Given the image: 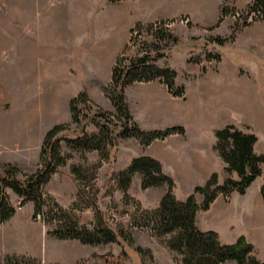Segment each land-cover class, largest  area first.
<instances>
[{"label": "rangeland", "instance_id": "rangeland-1", "mask_svg": "<svg viewBox=\"0 0 264 264\" xmlns=\"http://www.w3.org/2000/svg\"><path fill=\"white\" fill-rule=\"evenodd\" d=\"M137 1L18 0V60L15 68L14 65L11 67L8 40L9 4L13 0H0V170L6 164H11L26 174L36 171L42 140L47 131L57 124L70 125L69 131L62 134L66 137L74 136L75 126L71 124L69 110L71 94L62 93L58 87V35L62 41L71 37L72 41L82 44L95 38L107 39L112 30L123 36L127 32L129 40L135 38L137 42L131 45L128 40L124 45L128 50L124 51L123 47L116 59L124 54L128 59L141 56L142 47L145 45L144 50L150 55H154L156 51L164 54L165 57L156 62L157 66L173 69L179 75V82L187 80L189 76L185 71H189L192 65L204 64L213 71L217 69L222 56L219 51L210 47V38L214 37L212 31L218 21L212 28H203L194 25L189 17L181 16L167 20L168 22L160 26L164 39L160 38L159 41H156L151 32L141 31L139 35H131L126 29L128 25L124 11L127 6L134 5ZM232 2L233 0H224L220 11L222 8L247 11V8L235 9L231 6ZM25 6L29 7L27 13ZM187 7L190 10L188 14L194 17V12L191 11L194 6ZM225 18L228 17L224 16L223 19ZM231 20V34L254 23H264L263 20L242 25ZM110 21H113L114 25L109 24ZM47 24L57 30L53 37L41 42L33 29ZM193 35L195 37H192ZM172 37H176L178 41L173 43ZM206 54L219 55L220 61H206ZM198 58L200 62H197ZM13 63L15 64L14 60ZM249 68L244 70L258 74L259 67L255 63L250 62ZM200 69L202 72L206 71L205 67ZM254 78L264 88V75H254ZM104 87L92 86L89 90L90 96L85 93L102 111L113 113L114 109L103 93ZM87 107V118L90 119L96 109L90 105ZM85 124L88 135L98 133L96 123L87 120ZM116 132L113 131L111 135L115 136ZM127 142V139H118L117 149H108L106 158L102 161L96 151L76 153L69 150L63 142L62 153L72 158L65 166L57 169L45 191L61 207L78 218L80 224L89 228L94 227L97 214H101L112 230H123L131 235L132 247L123 242L86 246L77 241H60L50 237L47 235L49 228L42 223L41 218H33V204L27 202L20 205V199L8 191L9 202L16 208V213L9 221L0 225V263L6 256L24 255L36 258L42 264H75L80 259H89L85 264H180V256L169 251L162 244L164 239L157 238L144 224V221L150 218L151 212L158 207L165 188L142 189L141 180L137 178L133 182L132 178L129 189L123 193L116 182V175L124 169L121 168L125 165L127 157L134 153L131 147L125 145ZM100 161V168L94 170L93 165ZM73 167H80L82 180H77L72 174ZM227 177L225 173V178ZM263 183L264 169L262 177L252 183L253 188L249 194L253 195ZM192 190L193 188H178L176 192L180 195ZM230 198L231 196L224 198L226 204L230 202ZM200 200L202 201L201 198ZM25 223L28 225L25 226ZM215 224L216 222H211V227H218ZM136 247L149 250L153 259L148 255H138L134 250ZM93 255L95 257L91 258Z\"/></svg>", "mask_w": 264, "mask_h": 264}, {"label": "crops", "instance_id": "crops-1", "mask_svg": "<svg viewBox=\"0 0 264 264\" xmlns=\"http://www.w3.org/2000/svg\"><path fill=\"white\" fill-rule=\"evenodd\" d=\"M253 1L233 0L231 6L244 10ZM223 2L224 0H138L124 11L128 25L126 29L130 31L136 23L145 25L181 16L189 17L194 25L212 28L218 21ZM189 5L194 6V10H191L194 17L188 14ZM18 8V0L9 4V53L11 67L14 65L15 68L18 60ZM25 8L27 13L29 7ZM109 24L114 25V22L110 21ZM232 26V20L225 18L213 29L212 36L227 38L231 35ZM56 30L49 24L33 29L41 42L53 37ZM58 36V87L62 93L71 94V98L79 92H87L90 96L92 86H106L111 80L116 57L129 40V33L126 32L123 36L113 30L107 39L95 38L82 44L72 41L71 37L62 41L61 36ZM1 40L2 29L0 44ZM210 47L219 51L221 62L217 64L215 71L204 64L192 65L189 71H185L189 77L184 79V83L179 82L177 75L176 85H183L185 88L183 98L171 96L157 82L136 83L125 89L129 111L141 130H164L175 126L182 127L185 133L171 135L144 148L137 145V141L127 139L128 144L125 145L131 147L134 153L127 157L121 169L134 157L148 156L160 162L163 172L173 178L177 188L192 189L202 185L213 172L218 174L219 182H222L225 179V165L213 151V132L229 124L249 126L258 136L255 151L264 153V88L254 78V75H264V23H254L242 28L236 32L233 42ZM250 62L259 67L258 74L244 70L250 69ZM200 67H205L206 71L202 72ZM137 178L141 180V176L136 174L133 182ZM252 185L245 195L233 193L228 204L223 196L217 197L208 210L197 213L196 225L203 231H216L221 242L226 244L233 243L243 235L254 247L253 256L264 261V203L260 195V188L264 183L250 195ZM188 194L189 192L177 194V197L184 199ZM196 199L200 203V197L197 196ZM211 222H216L218 227H211Z\"/></svg>", "mask_w": 264, "mask_h": 264}, {"label": "trees", "instance_id": "trees-1", "mask_svg": "<svg viewBox=\"0 0 264 264\" xmlns=\"http://www.w3.org/2000/svg\"><path fill=\"white\" fill-rule=\"evenodd\" d=\"M118 1V0H111ZM249 11H263L264 0H254L246 9ZM234 12V9L220 11L217 25L223 17ZM168 21H157L151 24L136 23L130 34L151 32L156 41L164 39L160 27ZM156 27V29H154ZM236 32V31H235ZM235 32L227 38L212 37L210 43L224 46L234 41ZM173 43L178 39L171 38ZM131 45H135V38H130ZM143 45V44H142ZM143 45V54L133 58H126L125 54L117 58L111 70V80L103 88L105 97L110 101L114 112H104L95 104L85 92L78 93L69 101L71 124L75 126L73 137H66L62 133L68 132L70 125L57 124L45 134L39 153V166L33 173H23L17 166L6 164L0 170V225L9 221L16 213L11 205L8 191L20 199V205L27 202L33 204V218H41L42 223L48 227L47 235L60 241H77L86 246H100L126 243L133 246L130 234L123 230L114 231L104 221L101 214L96 216V224L89 228L79 223L78 218L65 210L45 191V187L59 167L66 165L72 157L62 153V143L76 153L96 151L102 159L106 152L117 149L118 139H134L140 146L147 147L155 141L164 140L171 135H184L182 127H169L164 130L144 131L133 120L125 99V89L136 83L158 82L167 92L178 98H183L185 88L175 83L177 73L165 66L159 67L156 62L164 58L162 52L156 51L150 55ZM128 47H124V51ZM142 50V49H141ZM205 60L220 61V56L205 55ZM127 61V62H126ZM200 62V59H197ZM87 105L96 110L90 119L87 117ZM82 106V107H80ZM90 120L96 123L99 129L97 134L88 135L85 131V122ZM117 131L112 136L113 131ZM215 144L213 151L224 163L227 174L219 182L218 174L213 172L202 184L193 188L184 199L177 197V184L163 172L159 161L148 156L132 158L128 165L116 175V182L120 190L125 193L131 184L132 178L141 176V188H165V192L158 203V207L151 212L150 218L144 221L162 244L171 252L180 256V264H264L253 256L254 247L241 235L233 243H223L219 234L214 230L203 231L196 225V216L199 211H206L219 196L230 197L233 193L245 195L251 184L262 175L264 153H257L255 145L258 141L256 133L246 125L229 124L213 132ZM110 151L108 159H110ZM101 161L93 165L97 170ZM72 174L77 180H82L80 167H73ZM96 175V174H95ZM94 175V179L95 176ZM260 195L264 203V186L260 188ZM199 196L202 201L197 202ZM142 256L148 255L149 250L141 247L134 248ZM93 255L91 258H94ZM89 259H80L75 264H85ZM0 264H42L36 258L24 255L6 256Z\"/></svg>", "mask_w": 264, "mask_h": 264}, {"label": "built area", "instance_id": "built-area-1", "mask_svg": "<svg viewBox=\"0 0 264 264\" xmlns=\"http://www.w3.org/2000/svg\"><path fill=\"white\" fill-rule=\"evenodd\" d=\"M228 18L233 19L235 22H238L242 25H249L257 21H263L264 20V14L263 11L257 10V11H234L232 13H229L227 15ZM156 29V27L154 28Z\"/></svg>", "mask_w": 264, "mask_h": 264}, {"label": "bare ground", "instance_id": "bare-ground-1", "mask_svg": "<svg viewBox=\"0 0 264 264\" xmlns=\"http://www.w3.org/2000/svg\"><path fill=\"white\" fill-rule=\"evenodd\" d=\"M24 225H25V226H27L28 224H27V223H25ZM27 237H29V236H27Z\"/></svg>", "mask_w": 264, "mask_h": 264}]
</instances>
